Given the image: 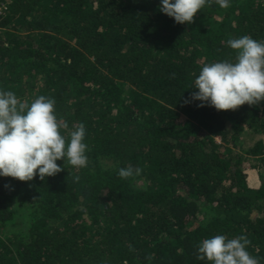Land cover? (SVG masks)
<instances>
[{"label": "trees", "instance_id": "trees-1", "mask_svg": "<svg viewBox=\"0 0 264 264\" xmlns=\"http://www.w3.org/2000/svg\"><path fill=\"white\" fill-rule=\"evenodd\" d=\"M0 3V91L54 99L62 135L83 123L88 146L87 167L0 176V264H211L196 251L216 235L247 236L264 264V101L184 103L204 65L235 61L229 39L264 41V0L206 5L192 24L161 0ZM128 165L141 174L120 178Z\"/></svg>", "mask_w": 264, "mask_h": 264}, {"label": "clouds", "instance_id": "clouds-1", "mask_svg": "<svg viewBox=\"0 0 264 264\" xmlns=\"http://www.w3.org/2000/svg\"><path fill=\"white\" fill-rule=\"evenodd\" d=\"M214 4L230 6L229 0H161L159 11L178 24H192L200 9ZM227 43L237 52L235 61L204 65L192 87L198 91L192 92L185 104L200 101L198 107L227 111L264 101V41L245 35ZM68 129V122L56 115L54 99L41 95L29 105L12 91H0V176L32 181L38 175L44 181L64 171L66 162L87 167L85 125L79 124L67 137L62 135L61 130ZM58 160L64 161L63 167ZM141 172L139 167L128 165L118 170V176L128 179ZM250 243L245 235L231 239L216 235L198 245L196 258L211 264H261L247 251Z\"/></svg>", "mask_w": 264, "mask_h": 264}, {"label": "rangeland", "instance_id": "rangeland-1", "mask_svg": "<svg viewBox=\"0 0 264 264\" xmlns=\"http://www.w3.org/2000/svg\"><path fill=\"white\" fill-rule=\"evenodd\" d=\"M256 138L257 136L249 133L248 135L244 136L243 139L241 140V144H244L245 147H248V146H252L253 143L256 141ZM216 141L219 145V147L221 146V148H224L223 151L226 152V149H230V150H234L235 152L239 151V145L237 147H234L235 145H224V143L219 139V138H216ZM255 163V160L253 159V157H248V156H245L244 157V165L245 166H249L250 164H254ZM255 176L257 174H254ZM21 222V216L18 217V220H17V223H20Z\"/></svg>", "mask_w": 264, "mask_h": 264}, {"label": "built area", "instance_id": "built-area-1", "mask_svg": "<svg viewBox=\"0 0 264 264\" xmlns=\"http://www.w3.org/2000/svg\"><path fill=\"white\" fill-rule=\"evenodd\" d=\"M7 10V5L5 3H0V14H4V11Z\"/></svg>", "mask_w": 264, "mask_h": 264}]
</instances>
